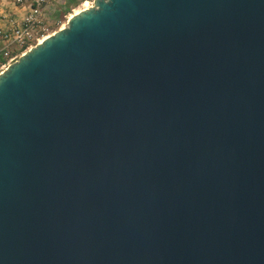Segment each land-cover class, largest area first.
Returning a JSON list of instances; mask_svg holds the SVG:
<instances>
[{
	"label": "water",
	"instance_id": "95a60500",
	"mask_svg": "<svg viewBox=\"0 0 264 264\" xmlns=\"http://www.w3.org/2000/svg\"><path fill=\"white\" fill-rule=\"evenodd\" d=\"M0 72V264H264V0H93Z\"/></svg>",
	"mask_w": 264,
	"mask_h": 264
},
{
	"label": "built area",
	"instance_id": "2783aa9c",
	"mask_svg": "<svg viewBox=\"0 0 264 264\" xmlns=\"http://www.w3.org/2000/svg\"><path fill=\"white\" fill-rule=\"evenodd\" d=\"M11 10L0 1V72L49 33L51 6L56 0H11Z\"/></svg>",
	"mask_w": 264,
	"mask_h": 264
},
{
	"label": "rangeland",
	"instance_id": "374dc122",
	"mask_svg": "<svg viewBox=\"0 0 264 264\" xmlns=\"http://www.w3.org/2000/svg\"><path fill=\"white\" fill-rule=\"evenodd\" d=\"M3 1L6 2V5H5L6 9L11 10L12 1L11 0H3ZM64 1L65 0H56L53 2L54 4L51 6V10H52V13H51L52 16L51 17H52L53 24L51 25L49 32L57 30L61 24L65 23L67 21V16H68L69 12L72 11L73 8H75L76 6H79L82 2L88 1V2H90L91 5L93 2V0H77V4H69L70 9L68 11H66L62 15V17H60L57 15V11H59L60 9L63 8Z\"/></svg>",
	"mask_w": 264,
	"mask_h": 264
},
{
	"label": "bare ground",
	"instance_id": "6f19581e",
	"mask_svg": "<svg viewBox=\"0 0 264 264\" xmlns=\"http://www.w3.org/2000/svg\"><path fill=\"white\" fill-rule=\"evenodd\" d=\"M91 6H92V5H91L90 2H88V1H86V2H82L79 6H76L75 8H73L72 11L69 12V14H68V16H67V19L70 18L71 16H73L74 14H77L78 12H80V11L86 9V8H89V7H91ZM66 24H67V22L61 24V25L59 26L58 29L65 27ZM53 32H54V31H51V32H49V33H47V34H44L42 37L39 38V40H38L37 43L42 42V40H44L47 36L51 35ZM28 50H29V49H28ZM22 54H23V53H22Z\"/></svg>",
	"mask_w": 264,
	"mask_h": 264
},
{
	"label": "trees",
	"instance_id": "16d2710c",
	"mask_svg": "<svg viewBox=\"0 0 264 264\" xmlns=\"http://www.w3.org/2000/svg\"><path fill=\"white\" fill-rule=\"evenodd\" d=\"M69 4H77V0H65L63 8L57 11V15L62 17V15L70 9Z\"/></svg>",
	"mask_w": 264,
	"mask_h": 264
}]
</instances>
